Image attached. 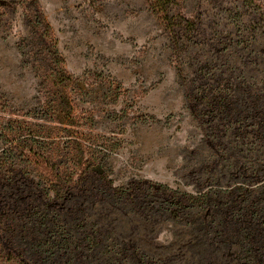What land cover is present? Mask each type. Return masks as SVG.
<instances>
[{
    "label": "trees",
    "instance_id": "obj_1",
    "mask_svg": "<svg viewBox=\"0 0 264 264\" xmlns=\"http://www.w3.org/2000/svg\"><path fill=\"white\" fill-rule=\"evenodd\" d=\"M145 5L167 37L201 130L183 174L193 191L143 179L114 185L70 134L50 142L23 136L25 166L5 157L10 170L0 169L5 262L264 264V6L220 3L223 16L206 18L187 17L184 0ZM18 8L52 111L69 115L62 104L71 77L38 1L0 0V25ZM164 232L169 238L160 241Z\"/></svg>",
    "mask_w": 264,
    "mask_h": 264
},
{
    "label": "rangeland",
    "instance_id": "obj_2",
    "mask_svg": "<svg viewBox=\"0 0 264 264\" xmlns=\"http://www.w3.org/2000/svg\"><path fill=\"white\" fill-rule=\"evenodd\" d=\"M37 1L71 77L62 104L70 113L52 111L18 8L0 25V169L10 170L5 157L25 166L23 136L50 142L70 134L114 185L143 179L192 192L183 174L202 134L186 107L167 37L145 0ZM237 1L184 0L182 12L218 18V4ZM33 173L39 177V168ZM0 264L18 263L0 257Z\"/></svg>",
    "mask_w": 264,
    "mask_h": 264
}]
</instances>
